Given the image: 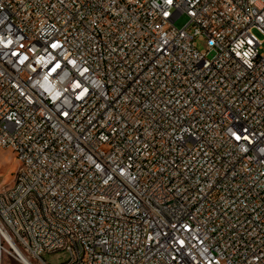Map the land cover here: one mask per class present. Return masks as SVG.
Segmentation results:
<instances>
[{"label": "built area", "instance_id": "built-area-1", "mask_svg": "<svg viewBox=\"0 0 264 264\" xmlns=\"http://www.w3.org/2000/svg\"><path fill=\"white\" fill-rule=\"evenodd\" d=\"M257 32L264 0H0V262L264 264Z\"/></svg>", "mask_w": 264, "mask_h": 264}, {"label": "rangeland", "instance_id": "rangeland-1", "mask_svg": "<svg viewBox=\"0 0 264 264\" xmlns=\"http://www.w3.org/2000/svg\"><path fill=\"white\" fill-rule=\"evenodd\" d=\"M187 21L188 17L182 14L175 20L174 24L178 27H182ZM257 35L260 39H264L263 34L257 32ZM197 45L199 49H203L205 43L204 41L197 40ZM18 165L19 163L14 151L7 147H0V192L12 185ZM67 258L68 254L66 251L43 253V259L50 264L65 262ZM13 261L14 264H20L15 260ZM3 264H8V262H4Z\"/></svg>", "mask_w": 264, "mask_h": 264}, {"label": "bare ground", "instance_id": "bare-ground-1", "mask_svg": "<svg viewBox=\"0 0 264 264\" xmlns=\"http://www.w3.org/2000/svg\"><path fill=\"white\" fill-rule=\"evenodd\" d=\"M34 199V192H24V198L19 199V212H27V206H28V200ZM22 257L25 261H28L27 258L22 254V252L19 250ZM4 262H0V264H3ZM28 263H31L28 261Z\"/></svg>", "mask_w": 264, "mask_h": 264}]
</instances>
